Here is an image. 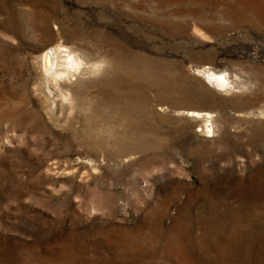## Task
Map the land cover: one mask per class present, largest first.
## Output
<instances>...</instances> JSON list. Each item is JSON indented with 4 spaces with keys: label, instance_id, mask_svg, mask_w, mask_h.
<instances>
[{
    "label": "rangeland",
    "instance_id": "obj_1",
    "mask_svg": "<svg viewBox=\"0 0 264 264\" xmlns=\"http://www.w3.org/2000/svg\"><path fill=\"white\" fill-rule=\"evenodd\" d=\"M0 264H264V0H0Z\"/></svg>",
    "mask_w": 264,
    "mask_h": 264
},
{
    "label": "bare ground",
    "instance_id": "obj_2",
    "mask_svg": "<svg viewBox=\"0 0 264 264\" xmlns=\"http://www.w3.org/2000/svg\"><path fill=\"white\" fill-rule=\"evenodd\" d=\"M70 53V50L67 48L54 46L45 56L46 71L57 79L62 80H68L75 73L82 71L84 68L83 62ZM66 56H69V58ZM208 79L211 82L216 81L221 86H225L229 82L226 75H220L215 72L213 75H208Z\"/></svg>",
    "mask_w": 264,
    "mask_h": 264
}]
</instances>
